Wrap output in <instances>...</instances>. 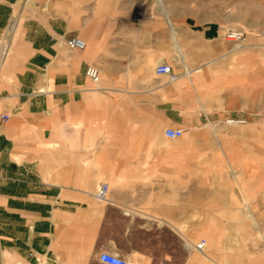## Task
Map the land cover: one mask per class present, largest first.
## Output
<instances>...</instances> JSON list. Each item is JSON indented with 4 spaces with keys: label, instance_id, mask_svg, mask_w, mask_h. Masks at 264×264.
I'll return each instance as SVG.
<instances>
[{
    "label": "crops",
    "instance_id": "1",
    "mask_svg": "<svg viewBox=\"0 0 264 264\" xmlns=\"http://www.w3.org/2000/svg\"><path fill=\"white\" fill-rule=\"evenodd\" d=\"M17 2L0 0V39ZM94 3L76 18L26 17L16 43V23L5 53L0 43V264H103L101 252L194 264L188 245L255 220L234 199L225 120L248 125L252 111L221 70L230 44L215 24L171 21L163 4L140 15ZM71 36L85 47L69 49ZM160 62L175 80L155 73Z\"/></svg>",
    "mask_w": 264,
    "mask_h": 264
},
{
    "label": "rangeland",
    "instance_id": "2",
    "mask_svg": "<svg viewBox=\"0 0 264 264\" xmlns=\"http://www.w3.org/2000/svg\"><path fill=\"white\" fill-rule=\"evenodd\" d=\"M90 1L102 7L131 8L132 13L140 15L145 8L160 7L157 0H18L0 43H7L14 23L18 26L10 43H16L20 38L19 25L26 17L44 18L59 13L76 18L81 13L80 6ZM161 1L170 12L171 21H198L215 24L223 30L222 39L230 44V52L228 64L225 63L221 70L224 74L229 73L232 82L240 84L244 98L249 95L248 104L252 111L248 125L246 122L226 125L228 132L232 133L229 150L237 164L235 204L245 209L249 206V213L255 220L245 222L250 227L249 233L246 229L236 230L235 234L229 232L224 237L215 235L209 239L204 235L205 246L190 260L196 261L194 264H216L213 260L219 264H264V0ZM229 29L241 31L242 37L238 41L227 39L225 34ZM236 43L239 44L237 48ZM226 131L221 129L220 133ZM172 146L177 145L165 143L164 147ZM243 198L247 201H242Z\"/></svg>",
    "mask_w": 264,
    "mask_h": 264
},
{
    "label": "built area",
    "instance_id": "3",
    "mask_svg": "<svg viewBox=\"0 0 264 264\" xmlns=\"http://www.w3.org/2000/svg\"><path fill=\"white\" fill-rule=\"evenodd\" d=\"M225 37L229 40L238 41L242 37V32L234 29H229L226 31ZM65 45L69 49H83L85 47V41L78 36H71L64 39ZM154 71L158 75H167L169 80L173 81L177 78V75L172 72V67L169 63L160 62L155 65ZM85 75L94 83L99 80V71L97 67L90 65L85 70ZM2 118H7V115H2ZM228 124H243L246 122L245 119L240 118H229L225 120ZM182 129H171L167 128L164 130V135L169 139H176L182 135ZM107 184L101 183L98 190L94 193L97 200H103L106 197ZM128 214V212H124ZM205 246V240L200 239L192 246H187L188 249H194L201 251ZM97 260L103 264H128L123 258L115 253L101 252L97 255ZM161 264H168V262L163 261Z\"/></svg>",
    "mask_w": 264,
    "mask_h": 264
},
{
    "label": "bare ground",
    "instance_id": "4",
    "mask_svg": "<svg viewBox=\"0 0 264 264\" xmlns=\"http://www.w3.org/2000/svg\"><path fill=\"white\" fill-rule=\"evenodd\" d=\"M157 2H158V5H159V6H162V1H161V0H157ZM238 45H239V44L236 43V45H235L236 48L238 47ZM1 47H2V46H1ZM6 47H7L6 45H3V47H2V51H4L3 53H5V51H6Z\"/></svg>",
    "mask_w": 264,
    "mask_h": 264
}]
</instances>
